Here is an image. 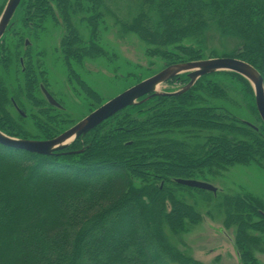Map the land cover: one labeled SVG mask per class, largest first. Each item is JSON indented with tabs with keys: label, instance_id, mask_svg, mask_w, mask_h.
<instances>
[{
	"label": "trees",
	"instance_id": "trees-1",
	"mask_svg": "<svg viewBox=\"0 0 264 264\" xmlns=\"http://www.w3.org/2000/svg\"><path fill=\"white\" fill-rule=\"evenodd\" d=\"M86 1L93 11L92 17L83 18L92 29L88 45L72 22L73 16L86 12L76 2L22 0L19 9L23 23L32 29L55 19L56 12L62 17L67 35L60 50L67 66L104 55L95 44L96 32L100 10L109 11L113 3L129 9L127 21L119 22L122 29L146 43L152 56L167 63L165 68L204 60L206 35L217 32L237 45L217 58L244 61L264 79V0ZM7 56L1 66L11 62ZM27 68V99L43 107L35 97L39 77ZM219 78L242 86L259 116L249 82L221 72L202 77L183 95L153 97L128 107L52 156L0 145V264H201L170 239L202 219L178 198V191L198 189L176 180H195L206 170L236 165L264 168V124L258 117L261 126H250L210 104L225 97ZM172 81L189 83L187 75ZM80 83L99 103L98 94ZM7 90L0 78L1 132L27 140L57 137L39 123L42 138H31L6 109L11 102ZM224 205L227 226H237L234 246L240 261L257 264L251 248L264 238L250 232L264 236L263 203L238 195L227 197Z\"/></svg>",
	"mask_w": 264,
	"mask_h": 264
},
{
	"label": "rangeland",
	"instance_id": "rangeland-1",
	"mask_svg": "<svg viewBox=\"0 0 264 264\" xmlns=\"http://www.w3.org/2000/svg\"><path fill=\"white\" fill-rule=\"evenodd\" d=\"M5 1L0 0V9ZM72 1L86 9L85 13L73 16L72 22L84 44L88 45L93 39L92 29L83 18L93 16L92 6L86 0ZM125 7L123 5L119 8L111 3L109 11L100 10L103 16L98 21L95 44L104 51V55L84 58L80 63L71 61V66H67L60 50L61 42L67 35L62 17L56 12L55 19L48 18L43 25L32 29L25 26L22 21L23 11L18 8L0 41V61L5 56L7 58V55L11 56L8 65H0V78L8 89V101H11L6 109L31 138L41 137L42 133L36 127L39 123L46 125L43 127L45 131H55L59 136L102 105L165 69L167 63L160 57L152 56L146 43L135 34L122 29L119 22L127 21L129 16V9ZM206 36L204 60L222 57L234 51L237 46L235 41L223 39L217 32H209ZM28 63L35 71L34 76L39 77L35 97L38 102L44 103L43 107H37L35 102L32 104L27 99L23 76ZM80 81L98 94L99 103L86 94ZM41 85L61 105L60 109L50 108ZM186 85L171 80L159 86V91L174 93ZM219 85L224 90L225 97L211 99L210 104L259 128V116L252 110L250 99L242 86L223 78H219ZM19 110L25 114V121L20 117ZM43 111L48 113L45 115ZM191 143L195 145L194 142ZM195 180L209 183L217 192L203 193L188 189L178 191V198L192 206L202 219L195 225H188L182 234L176 237L171 235V242L186 256L201 264H242L234 246L237 226H227L228 214L224 202L227 197L241 195L259 200L264 205V168L252 163L219 171L206 170ZM250 233L264 238L259 233ZM251 251L257 264H264V241L255 248L252 247Z\"/></svg>",
	"mask_w": 264,
	"mask_h": 264
},
{
	"label": "water",
	"instance_id": "water-1",
	"mask_svg": "<svg viewBox=\"0 0 264 264\" xmlns=\"http://www.w3.org/2000/svg\"><path fill=\"white\" fill-rule=\"evenodd\" d=\"M21 2L22 0H8L5 5V8L0 16V41L7 32ZM221 72L238 74L249 82L255 95L256 108L259 117L264 124V79L261 74L253 66L239 59L215 58L175 64L165 68L155 76L136 84L132 88L102 105L76 125L52 140L43 141L18 139L7 136L0 131V145L16 150L26 151L31 154L52 156L68 149L80 138L86 136L102 123L128 107L143 104L153 97H174L183 95L194 87V85L202 77ZM181 75L188 76L189 83L186 86L174 93L159 91V86L166 84ZM43 93L52 106L60 107V105L46 89H43ZM80 152H83V150ZM176 183L192 189H198L211 193L217 192V189L214 186L198 180L178 179L176 180Z\"/></svg>",
	"mask_w": 264,
	"mask_h": 264
},
{
	"label": "flooded vegetation",
	"instance_id": "flooded-vegetation-1",
	"mask_svg": "<svg viewBox=\"0 0 264 264\" xmlns=\"http://www.w3.org/2000/svg\"><path fill=\"white\" fill-rule=\"evenodd\" d=\"M26 45L28 46V44L26 43ZM43 89H46L44 85H41V90L43 91ZM51 105V104H50ZM60 105V104H59ZM52 106V105H51ZM61 106V105H60ZM56 108V107H55ZM59 108V107H58ZM60 109V108H59Z\"/></svg>",
	"mask_w": 264,
	"mask_h": 264
}]
</instances>
